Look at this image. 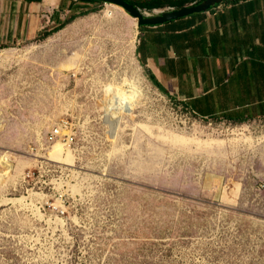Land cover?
I'll use <instances>...</instances> for the list:
<instances>
[{
    "label": "rangeland",
    "instance_id": "374dc122",
    "mask_svg": "<svg viewBox=\"0 0 264 264\" xmlns=\"http://www.w3.org/2000/svg\"><path fill=\"white\" fill-rule=\"evenodd\" d=\"M138 29L100 3L0 44V264H264V119H201L159 93ZM123 88L111 140L104 101Z\"/></svg>",
    "mask_w": 264,
    "mask_h": 264
},
{
    "label": "crops",
    "instance_id": "0c3cea01",
    "mask_svg": "<svg viewBox=\"0 0 264 264\" xmlns=\"http://www.w3.org/2000/svg\"><path fill=\"white\" fill-rule=\"evenodd\" d=\"M96 4L0 0V44L35 38ZM134 55L159 93L198 118L264 119V0H226L207 12L140 27Z\"/></svg>",
    "mask_w": 264,
    "mask_h": 264
},
{
    "label": "water",
    "instance_id": "95a60500",
    "mask_svg": "<svg viewBox=\"0 0 264 264\" xmlns=\"http://www.w3.org/2000/svg\"><path fill=\"white\" fill-rule=\"evenodd\" d=\"M103 4H111L121 7L130 17L136 20L137 27L156 26L197 13L207 12L226 0H203L190 6L178 9L159 11L153 14L142 12V10L129 3L127 0H92Z\"/></svg>",
    "mask_w": 264,
    "mask_h": 264
},
{
    "label": "bare ground",
    "instance_id": "6f19581e",
    "mask_svg": "<svg viewBox=\"0 0 264 264\" xmlns=\"http://www.w3.org/2000/svg\"><path fill=\"white\" fill-rule=\"evenodd\" d=\"M134 95L135 93L133 90L123 88L121 90H116L114 93L110 94L105 99L104 101L105 119L110 127L109 137L111 140H115V137H116V130L118 128V123H119V120H118L119 115L121 113L126 112V109L128 108V106L134 103ZM59 145H63V144L56 142L55 144L52 145V148L57 147ZM6 159L7 158L3 157L4 161ZM49 161L56 163L55 161H52V159H49Z\"/></svg>",
    "mask_w": 264,
    "mask_h": 264
},
{
    "label": "trees",
    "instance_id": "16d2710c",
    "mask_svg": "<svg viewBox=\"0 0 264 264\" xmlns=\"http://www.w3.org/2000/svg\"><path fill=\"white\" fill-rule=\"evenodd\" d=\"M86 1H91V2H94V3H97V4H100L99 2H96V1H92V0H86ZM129 3L139 7L140 9H145L147 11H152L154 9H159V8H163L165 6H173L175 8H182V7H185V5L190 2L191 0H179V1H173V0H138L136 2H132L130 0H127ZM197 2L196 3H199L203 0H196ZM173 4V5H171ZM91 10V9H90ZM72 18L74 17H71L70 19H68L64 24L60 25V27L56 28L54 31H51V32H47L46 35H50L51 33L53 32H56V31H59L60 29H62L65 24L67 22H69L70 20H72ZM0 48H3V47H0ZM149 77V80H151V77ZM152 82V81H151Z\"/></svg>",
    "mask_w": 264,
    "mask_h": 264
},
{
    "label": "built area",
    "instance_id": "2783aa9c",
    "mask_svg": "<svg viewBox=\"0 0 264 264\" xmlns=\"http://www.w3.org/2000/svg\"><path fill=\"white\" fill-rule=\"evenodd\" d=\"M226 122V121H225ZM68 123L65 122V121H62V124L59 128H55L53 129V131L50 132V136L48 137V140H55V139H59L60 138V128H68ZM70 128V127H69ZM63 142H64V145H71L73 143V140H74V135L73 133L69 132L67 135L64 136V138H62Z\"/></svg>",
    "mask_w": 264,
    "mask_h": 264
}]
</instances>
